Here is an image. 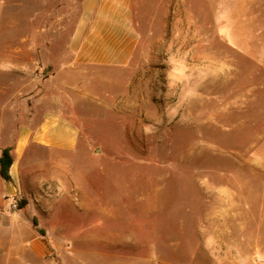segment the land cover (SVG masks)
<instances>
[{
	"label": "rangeland",
	"instance_id": "rangeland-1",
	"mask_svg": "<svg viewBox=\"0 0 264 264\" xmlns=\"http://www.w3.org/2000/svg\"><path fill=\"white\" fill-rule=\"evenodd\" d=\"M77 4L0 12V52L35 36L36 119L58 71L80 85L66 105L82 132L76 152L29 146L0 206L19 214L15 234L0 228V264H264V0L222 25L220 0H138L128 67H48ZM10 73L0 65V81Z\"/></svg>",
	"mask_w": 264,
	"mask_h": 264
},
{
	"label": "crops",
	"instance_id": "crops-1",
	"mask_svg": "<svg viewBox=\"0 0 264 264\" xmlns=\"http://www.w3.org/2000/svg\"><path fill=\"white\" fill-rule=\"evenodd\" d=\"M34 1L36 0H0V12L6 6H29ZM220 1L219 25L223 24L224 18L225 22L228 19L232 22L240 17L239 12L250 11L251 0H233L232 5L228 0ZM137 5L138 0H78L77 9L70 19L71 29L65 52L44 55V65L60 66L59 60L65 59L63 66L70 68L73 73H78L81 66L114 69L128 67L141 39ZM35 10L34 7L28 14V21L32 26H35ZM244 17L243 15L241 18ZM253 17L258 18L259 15L251 16L252 19ZM35 43L34 35H26L16 40L10 51L0 52V65L4 69H11L12 76L9 83L0 81V91H15L10 99L0 100V154L3 148L11 147L14 158L10 167L12 179L7 181L0 175V206L7 203L6 189L12 192V186L17 191L15 184L21 179L20 169L32 143L49 149L76 152L82 137L79 125L66 105L67 99L74 97L71 91L80 88V85L56 81L58 71L44 78V82L54 83V93L47 105L39 104V118L36 119L34 71L38 56L35 53ZM18 215L0 210V228L11 235L15 234ZM48 246L50 247L49 244L38 241L31 245L38 255L45 254Z\"/></svg>",
	"mask_w": 264,
	"mask_h": 264
},
{
	"label": "trees",
	"instance_id": "trees-1",
	"mask_svg": "<svg viewBox=\"0 0 264 264\" xmlns=\"http://www.w3.org/2000/svg\"><path fill=\"white\" fill-rule=\"evenodd\" d=\"M11 151V147H5L2 149L0 154V175L7 181L12 179L10 174V167L14 161V158ZM32 222L36 229L43 235L46 242L49 243L48 239L46 238V229L39 226V220L36 216L33 217Z\"/></svg>",
	"mask_w": 264,
	"mask_h": 264
}]
</instances>
